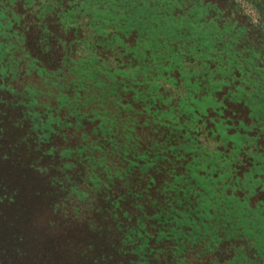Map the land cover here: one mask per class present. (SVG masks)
Segmentation results:
<instances>
[{
	"label": "trees",
	"instance_id": "obj_1",
	"mask_svg": "<svg viewBox=\"0 0 264 264\" xmlns=\"http://www.w3.org/2000/svg\"><path fill=\"white\" fill-rule=\"evenodd\" d=\"M244 1L257 11L258 24L245 20L233 0H0V37L10 40L9 43L0 44V99H4L6 93V97L11 99L10 103L4 104V109H0V264H155L163 258L152 256L149 240L152 236L148 235L146 228L154 229L156 226L160 227L161 232L154 241L178 243L174 249L166 248L168 250L164 252L169 251L171 256L175 257L173 259L180 257L181 262L184 253L189 252L185 250L189 245H195L207 237L205 231L220 229L218 224H209V229H205L203 220L209 217L208 210H217L224 215H230L234 210L239 219L238 223L248 222L245 217H250L257 222L256 226L264 228V197L254 203L255 208L252 211L246 205L248 200L245 201L243 196L235 197L233 194L220 192L225 191L226 184L230 183L231 187H234V183L237 187L236 183L242 185L246 181L252 182L248 186L251 194L258 186V190L264 192L262 121H257L247 130L244 148L239 141L235 142V146H231L233 140L227 139L211 150L215 161L202 160L203 168L209 169L208 173L204 174L195 166L198 165V160H191L186 165L188 179L196 181L199 177V184L181 188L180 175L171 173L174 181L166 182L159 189V193L165 197L161 206L166 209V213L162 220L158 218L160 214L153 217L152 219H157L155 223L146 222L150 218L144 215L143 207L155 205L156 201L151 200L149 194L144 197L149 203L141 201L142 192L149 193L151 185H154L153 176L145 189L139 193L129 190L120 194L111 182L113 177H128L132 166H137L138 161L143 162L139 172L152 168L158 160H162L156 149L166 147L171 141L174 142V139L178 142H190L195 147L196 137L193 136L195 134H192V129L183 122L175 126L171 122H159V103L154 101V97H148L147 95L151 96L149 93L144 94L134 88L138 83H142L138 79L143 73L141 74L139 68L126 56L131 51L142 49V45H148V41L149 44L153 42L151 45L160 55L169 51L171 58L175 57L177 60V64L181 56L194 55L203 67H208L207 60L214 58L220 66V75L228 78L225 83V86L230 88L227 89V101L242 102L252 110V102L248 101L250 90L246 91V96L241 97V100L244 88L230 91L243 82L242 78L246 79L253 74L252 69L258 74L262 69L255 63L261 61L259 54L264 50V0ZM139 5L152 6L148 10L150 22L142 30L128 20L129 11L132 10L130 6ZM15 6H35V16L53 20L58 26L57 41L67 42L70 45L68 52L63 55L61 52L58 57L52 54L44 64L37 59L29 60L30 53H24L25 47L22 49L15 45L20 41L26 42L23 32L12 31L15 24L16 28L19 26L18 15L12 13ZM140 11L143 14L142 10ZM106 13L110 17L103 19L100 15ZM47 26L48 24H45L43 28L46 34L50 35ZM75 42L78 48L76 52H72L71 47ZM43 44H47L46 40ZM48 49L46 46L38 51L45 54ZM209 54L212 56L208 57ZM17 55L19 57H16ZM106 58H109L108 61ZM110 60L113 66L110 65ZM207 71L208 68L205 69V72ZM139 72L140 75L137 74ZM35 73L47 83L53 80L57 83L61 81L59 87L63 86L65 92H60L56 97L58 109L48 105L45 111L35 110L38 103L36 98L48 96V93L43 92L44 89L32 85V74ZM101 77L109 79L111 83H117L124 78L131 79L122 92L134 93V104L141 107V110L152 113V122L149 125L153 127V133L160 134L161 140L166 135L172 137V140L163 139V144L153 142L152 149H144L136 156L133 155L134 143L126 144V150L122 154L123 157L127 156L129 165L121 168L119 174L113 171L117 169L118 164L105 162L104 156L109 150L106 145H117L116 133L111 131L117 119L111 110L100 112L99 109H94L92 118L100 120L101 126L89 135L83 134L81 137L86 142L101 132L102 136L104 135L101 139L96 138L86 147L78 145L73 149L61 151L46 149L54 137L65 140L68 137L67 130H76L80 125L79 121L73 123L70 115L60 117L59 113L63 107H78L83 98L81 92L87 91L89 86L92 90L103 87L108 90L107 83ZM209 77L212 78V74L209 73ZM5 82L8 84L5 85ZM213 84L216 85V82L210 80L209 85ZM21 85H24L22 90L19 89ZM256 85L257 76L247 87ZM48 88L49 86L45 87ZM190 89L192 87L188 90ZM203 89H208L206 84ZM92 94L89 99H85V104H91L98 99L94 92ZM110 94L113 92L107 93V98L112 97ZM117 97L113 100L117 106H121ZM99 100L98 107H101L103 99ZM114 109L117 111V107ZM7 112L8 116L5 115ZM43 115L50 119L47 120ZM51 116L54 119H51ZM129 119H126L125 124H132ZM48 121H53V124L49 125ZM252 129L256 133H251ZM131 132L123 128V135L120 134L117 138L125 137L127 142L132 141ZM248 132L250 134H247ZM76 152L86 154L76 162L83 170L73 164L72 154ZM130 157L133 160H130ZM226 157L231 158L229 165L233 167L228 165L226 171L214 178L216 161H221L225 167L222 159L225 160ZM45 160L48 163L41 166ZM71 168L82 170V175L81 172L75 174ZM98 168L102 169L104 177L99 176ZM152 170L157 173L156 169ZM46 172L48 176L45 175ZM182 182L188 184L189 181ZM81 185H84L86 190L82 189ZM198 188L204 192L213 190L212 199L207 202L201 197H195L199 193ZM99 191L105 194V207L87 201L88 194L100 193ZM125 198H129V202ZM126 203L128 205L121 206ZM234 203L237 204L235 207L232 206ZM37 204L44 210L48 207L47 217L44 215L47 223L40 229L30 216L35 212ZM192 204L194 205L191 206ZM135 207L141 216L134 214ZM202 215L207 217L201 219ZM55 220H60L66 225L67 234L56 233ZM171 223L180 231L175 232L174 228H169ZM200 227L203 230H200ZM34 230L40 237L45 236V240L38 241ZM247 237L249 238L244 239V242L247 241L245 244H224L227 238L211 237L205 246L210 249L224 245L226 255L231 257L226 264H236L240 256L246 258L249 255L254 259L249 261L251 264H264V251L263 261H257L264 250V233L256 230L248 232ZM71 243L72 247L68 246ZM159 253L161 252L155 254ZM199 255L203 256L204 252H199ZM206 264L225 263L215 260Z\"/></svg>",
	"mask_w": 264,
	"mask_h": 264
},
{
	"label": "rangeland",
	"instance_id": "obj_2",
	"mask_svg": "<svg viewBox=\"0 0 264 264\" xmlns=\"http://www.w3.org/2000/svg\"><path fill=\"white\" fill-rule=\"evenodd\" d=\"M233 1L238 6L240 15L246 18L245 20H248L250 23L255 25L258 24L259 15L254 7L249 5L244 0ZM130 7L132 8V10L129 11L130 16H128V20H131L132 25H135L142 30V28L148 22H150L151 18H149L150 12L148 10H150L152 6L139 5ZM34 9L35 6H32L31 8L30 6L13 7L12 13L18 15L19 26L18 28H16L15 24L12 31L20 33L23 32V34L26 35L25 43L23 41H20L19 44L15 45H18L19 48L25 47L24 53H26L27 51L30 53L29 60L37 59L39 60L38 62L44 64L43 62H45L47 58H50L52 54H54V57H58L61 52H63L61 53L62 55L66 54L70 45L67 42L59 43L57 41V38L59 36L58 26L54 24L53 20H49L46 17L44 19V17L42 18L40 16L39 18L35 16L36 14L34 13ZM140 10H142L143 14H141ZM100 16L103 19H108V17H110L107 13L101 14ZM245 20L244 22H247ZM45 24H48L47 28H49L50 35H47L44 31L43 25ZM39 37L40 40H38ZM45 40L47 42L46 45L43 44ZM9 41V39H5L2 36L0 37V44L4 42L6 44L7 42L9 43ZM149 43L150 41H148V45H142L143 47L139 51H131V53L126 56L131 60V62L136 65V67L139 68L141 74L143 73L142 76L138 79V81H142V83H138V85H136L134 88L137 89L138 92H143L144 94L149 93L151 96H147L151 98L154 97V101L156 103H159L160 106H158V114L161 115L159 122L163 124L171 122L174 126L179 122H183L188 128L192 129V134H195L193 136L196 137V140L194 142L195 147H193L190 142H186L183 140L178 142L174 139V142L171 141V143H168L166 147L157 148V153H160L158 156H160L162 160H158V162L155 163L152 168H148L147 171H144L142 173L139 172V169L141 168L143 162L138 161L137 166H132V171L128 177L122 179L113 177L111 179L112 186L114 188H117V191L121 192L120 194H122L123 192L127 193L129 190H131L132 193H139L140 190L145 189V186L148 182H150V179L153 176L154 185H151L152 189L149 190V193L142 192L143 199H141V201H147V203H149L147 198H144L146 194H149L148 196H150L151 200L156 201L155 205H146V207H143L145 208L144 215L151 219H148L146 222L155 223L157 219L154 220L152 219L153 217L155 218L157 214H160L158 215V218L162 220V217H164L166 213V209H162L161 206V204L165 200V197L163 194L161 195L159 193V189L160 187H163L166 182L174 181V179L171 177V173H175L176 176L180 175L181 178L179 184L181 188H188L192 185H196L195 183L199 184V177L196 178V181H191L188 179V171L186 170V165L193 159L198 160V165L195 166H197V168H199L204 174L208 173L209 169L203 168L204 165L202 164V160L211 162L215 161L214 155H212L211 150L219 147L221 145V142L227 139L233 140L234 144L230 143L231 146H235V142L239 141L241 143V146L244 148V140L247 137L245 134L247 130L252 127L256 120L254 119V117H251L246 108L243 109L240 105L236 104V102L227 101V95L229 94L227 92V89L230 88L226 87L225 83L228 82V78L227 76L223 77L220 75V66L216 64V61L213 60L214 58L212 59L211 54L208 55V57H211L209 60H207L209 62L207 64L209 65L208 67H203V65L196 60L194 55L191 57L181 56L182 58L180 57V60L178 62L179 64H177V60L174 59L175 57L171 58V53H169V51L164 54L162 53L163 55H160L154 50L155 47L151 45L153 44V42H151V44ZM77 45L78 44H76V42L72 45V52H76L75 50L78 48ZM46 46L49 47L48 51H46L47 53H39V51L46 48ZM206 48L208 49V47ZM259 56H261L259 58L262 59L261 61H257L255 64L259 67L261 66L260 68L262 69H260L261 71H259V74H262V77L264 78V50L261 51ZM16 57H19V55H17ZM106 59V61H108L109 58ZM109 62L110 65L113 66L112 61L110 60ZM174 62H176V64H174ZM206 68H208L209 71L205 72ZM252 71L254 72L253 74L248 76L246 79L242 78L243 82L239 83L236 88H233L230 91L238 90L244 83H248L256 79L258 72L254 71V69H252ZM140 72L137 74L140 75ZM208 72L212 74V78L209 77ZM189 74H192L193 76L190 77ZM32 75V85L38 88L40 87L44 89L43 92L48 93V96H39L38 98H36L38 103L35 107V110L39 112L45 111L46 106L48 105H51V108L53 107L55 109H58L59 104L56 102V97L60 92H65L63 90V86L59 87V83L61 81L57 83L56 80H53L51 83H47L44 82V80L41 79L36 73ZM201 77H203L204 79ZM101 79L105 83H107L108 90H106L105 87L94 88V90H92L90 88L91 86H89V89H87V91L85 90L81 92L83 98L80 101L81 103L78 104V107H63L60 110L59 115L61 118L70 115V120L73 123L79 121L80 125L76 127V130L75 128L67 130L66 134L68 137L65 140L54 137L53 141L46 146V149L53 148L56 151H61L63 149H73L78 145H83L84 147H86L90 145L91 142L96 138L101 139L104 136H102L101 132H98L95 137L89 138V140H86V142L83 141L81 137L83 134L89 135L94 130H98L101 126L100 120H95L92 118L94 109H99L100 112L111 110V112L114 113L113 115H115V117H113L117 119L116 124L112 125L111 128V131L113 133H116L115 138L117 141V145L115 147H110L109 144L106 145L109 150L104 154V156L106 158L105 162L118 164L117 169H114L113 171L114 173L119 174L121 168L124 169L129 165L128 161L126 160L127 156L123 157L122 154L123 151L126 150V144L128 145L134 143L135 150H133V155L136 156L137 153H142L144 149H152V146L154 145L153 142L156 141L157 144H163V142H161L163 139L164 141H166L167 139L172 140V137H170V135H166L161 140L159 137L160 134L153 133L151 131L153 127L151 128L149 125L152 122V113L143 111L141 110V107L134 104L132 99L134 93H131V91L122 92V90L129 85L131 79L124 78L122 80H118L117 83H111L109 79L104 77H101ZM210 80L216 82V85H209ZM123 83L126 85H123ZM4 84L7 85L8 82H5ZM204 84H206L208 88L206 91L203 89ZM46 86H49V88L45 89ZM191 87L192 89L188 90ZM23 88L24 85H21L19 89L22 90ZM93 92L96 94L98 99L93 101L91 104H85V99H89L90 96L93 95ZM110 92H113V94H110V96L112 97L107 98V93ZM236 92L237 91H235V93ZM6 95L7 93L5 94L4 99H0L4 102L3 103L1 101L0 109H4L5 103H10L11 99L9 97H6ZM116 95L119 96L117 97ZM115 97H117L116 99L121 104V106H117L115 104L113 100L115 99ZM101 98L103 99V101L101 102L102 106L98 107V105L100 104L99 99ZM123 106H125V108H123ZM115 107H117V111L114 109ZM8 114L9 112L5 113L6 116H8ZM43 116L47 120L50 119L45 115ZM127 118H130L129 120L132 124H125ZM51 119H54V117L51 116ZM52 122L48 121L49 125L53 124ZM243 127H245L246 129ZM123 128L129 129L130 132L132 131L130 137L132 138V141L129 140L127 142L125 140V137L124 139L117 138L118 136H120V134L123 135ZM181 128L185 129L184 126H181ZM254 131L255 130L252 129L251 133H253ZM254 133H256V131ZM247 134L250 133L248 132ZM181 146L183 147L181 148ZM187 150H189V152H187ZM84 156H86V154H83L81 152L72 154L73 164L76 165L77 160L80 158L82 159ZM129 159L133 160L131 157ZM230 160V157H226L225 160L222 159V163H225L226 165L225 167L221 164V161H216L217 164L215 163V167L217 170L213 175L214 178H216L217 175H221L222 171H226L228 169ZM46 163H48L47 160L43 161L41 166H45ZM76 166H78V164ZM229 166H231L230 168L233 167L232 165ZM78 167L80 168V166ZM72 169L74 168H71V170ZM152 169H156L157 173H155V170ZM219 169L222 170L220 171ZM82 170H78V168H76L73 170V172L75 174L81 172L82 175ZM97 171L100 173V177L105 176L102 172V169L98 168ZM45 175L48 176L49 174H47L46 172ZM183 180H188V184L183 183ZM206 181L207 179L204 180V182ZM243 183L242 185H240V183H236L237 187H235L234 183V187H231L232 184L230 183H225L227 185V188L225 189V191L220 192H224L226 195L233 194L235 197L243 196L246 199L245 201L248 200L246 205H248V208L253 211L255 208L254 203L264 197V192H260L258 190V186L254 193L251 194L248 190V186L249 184H252V182L246 181L244 184ZM80 187L86 190V187L84 185H81ZM210 191L204 192L203 190H201V188H198V192L201 194V196H199L198 193L197 195H195V197H201L205 201L209 202L212 199L213 195V190ZM99 192L100 193L96 192L88 194L87 201H89L90 203L96 202L100 206L105 207L106 205L103 201V196L105 194L101 191ZM126 201L129 202V198H127ZM125 205H128V203L122 204L121 206L124 207ZM193 205L194 204H192L191 206ZM236 205L237 204L234 203V205L232 206L235 207ZM191 206L189 207L191 208ZM205 207L208 208V206ZM228 208H226V210H228ZM46 210L48 212L47 206L44 210L43 207L38 205L34 210L35 212H32V215H30L37 223V226H39V229L42 226H45L47 223ZM232 210L233 209L231 208V211ZM134 214L138 215V217L141 216L139 210L136 207L134 208ZM44 215H46V217ZM208 215V218H206L207 216L205 215H202L201 217V219L206 218L203 220L205 229H209L207 227L209 224H218L220 225V229L212 231L209 229L208 232L205 231L204 233H206L205 235H207V237H204L202 241H199L195 245H189L187 249H185L189 250V252L184 253L181 262L180 257L178 259H173L175 257L171 256V253L169 251L164 252V250H168L166 248L174 249V247H176V244L178 243L175 244L172 243V241H163L161 243H156L154 239H156L159 232H161L160 227L156 226L154 229L146 228V232L149 233L148 235L152 236V239H149L150 246L152 248V256L163 258L155 264H174V262L177 264H206L207 262L211 263L215 260H219L221 262L224 261V263L226 264V262L231 257L229 258V256L226 255L224 245H219L217 248L213 247L210 249L207 248V245L205 246V244H207L211 237L227 238V242H225L224 244H245L247 241L244 242V239L249 238L247 237L248 232L261 230V232L264 233V228L260 227L259 225L256 226L255 223L257 222L252 220L250 217H245V220H249L248 222L244 221L243 223H238L239 219L235 216L234 210L230 215H224V213H221L217 210L216 212L208 210ZM212 216H215V218H212ZM133 224L134 223H132V225ZM54 226L56 228L55 230H57L56 233H59V235H64L67 232L66 225L60 220H55ZM168 226L169 228H174L175 232L180 231V229L176 228L175 224L173 223L169 224ZM187 230L190 229L187 228ZM200 230H203V228L200 227ZM34 231L35 234L38 235V232L36 230ZM44 238L45 236L40 237L38 235V241L45 240ZM72 245L73 244L71 243L68 246L72 247ZM263 251L264 250L261 251L259 258H257V261H263ZM157 252L161 253L155 254ZM199 252H204V255L200 256ZM238 260L241 262L236 261V264H251L249 261L254 259L249 255L246 258L240 256ZM200 261H202L203 263Z\"/></svg>",
	"mask_w": 264,
	"mask_h": 264
},
{
	"label": "crops",
	"instance_id": "obj_3",
	"mask_svg": "<svg viewBox=\"0 0 264 264\" xmlns=\"http://www.w3.org/2000/svg\"><path fill=\"white\" fill-rule=\"evenodd\" d=\"M251 83H252V81L245 83L240 87V88H244V91L241 90V92L242 91L243 92H242V95L240 96V100H241V97L246 96V91L250 90V94H249L250 97H249L248 101L252 102V107H251L252 110H250L242 102H236V104L240 105L243 109L246 108V110L249 112L251 117H254V119L256 120L255 123H257V121L264 122V78L262 77V74H257V85H256V87L255 86L247 87Z\"/></svg>",
	"mask_w": 264,
	"mask_h": 264
}]
</instances>
